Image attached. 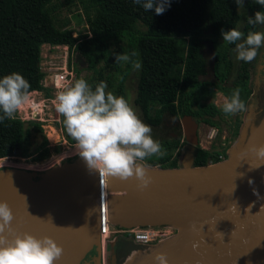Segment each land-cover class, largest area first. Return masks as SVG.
I'll return each mask as SVG.
<instances>
[{
	"label": "water",
	"instance_id": "1",
	"mask_svg": "<svg viewBox=\"0 0 264 264\" xmlns=\"http://www.w3.org/2000/svg\"><path fill=\"white\" fill-rule=\"evenodd\" d=\"M179 121L185 140L179 166L146 165V187L135 177H101L80 156L36 178L32 170L0 167V201L14 216L5 235L50 237L63 249L54 264H78L99 242V196L106 191L111 225L190 230L175 264H264V160L250 151L264 145V116L235 153L201 166L192 165L197 122L189 114Z\"/></svg>",
	"mask_w": 264,
	"mask_h": 264
},
{
	"label": "trees",
	"instance_id": "2",
	"mask_svg": "<svg viewBox=\"0 0 264 264\" xmlns=\"http://www.w3.org/2000/svg\"><path fill=\"white\" fill-rule=\"evenodd\" d=\"M50 1L0 0V78L16 72L28 80L30 91L40 90L42 72L39 61L42 44L65 45L84 63L85 68L95 71V64L99 57L104 55L107 43L112 40L116 49L111 50L108 59H104L105 64L108 61L113 62V56L120 48L117 44L124 38L126 52H137L138 55L134 59L139 60L142 65L136 71L133 103L139 109L143 121L153 126H157L163 118H169L179 127V114L189 113L182 106V95L186 90L198 85H207L206 90L210 91L208 84H214L227 97L229 92L236 89H239L242 95L241 86L243 81L249 78L247 71L250 63L238 60L234 75L230 79V61L222 57L225 51L215 46L214 39L222 37L221 29L227 31L236 28L240 19L243 21L241 31L264 32V25L253 28L247 24L248 17L254 16L256 11H264V6L256 4L254 0H244L242 13L238 11L235 0H169V6L160 15H157L154 9L145 11L133 0H95L96 11L87 22V32L76 35L69 29H58L51 23L44 10V6ZM136 21L143 25V33L137 31ZM178 35L191 38L185 57L178 52ZM205 37L210 39L214 48V80L209 83L200 79L205 71V60L201 53ZM232 46L226 43L222 45L226 51ZM261 51L263 47L259 53ZM220 58L226 60L223 69L217 64ZM179 64H182L181 74H172V69ZM130 67L131 65H126L121 75L117 87L118 96H124L122 77ZM262 67L263 64L259 61L254 77L249 78L248 82L252 94L251 103L257 113L254 123L264 116ZM222 79H227L229 84H222ZM100 81H103V76L97 70L96 78L90 85L93 90ZM151 103L158 105L155 116L149 114ZM202 120L209 123L207 118ZM35 131L40 132V129ZM175 132L177 137L181 135L179 128ZM28 136L29 129L23 120L13 118L0 123V158L10 155L29 156L31 151L28 149ZM161 139L166 155L163 158H151L147 165L161 168L178 167L177 157L172 155L177 141H174L171 134ZM45 144L46 139L42 138L34 149L42 148V153L34 157L35 161L46 157ZM218 160L216 154L212 155L207 150L194 147L193 166ZM69 161L71 159H65L63 163ZM32 172L36 178L41 171ZM116 227L121 228L117 225ZM142 248L144 246L133 238L119 236L115 240L111 256L116 264H121L131 251Z\"/></svg>",
	"mask_w": 264,
	"mask_h": 264
},
{
	"label": "rangeland",
	"instance_id": "3",
	"mask_svg": "<svg viewBox=\"0 0 264 264\" xmlns=\"http://www.w3.org/2000/svg\"><path fill=\"white\" fill-rule=\"evenodd\" d=\"M237 9L240 13L243 12V7ZM44 10L51 23L56 28L69 29L74 35H76L87 32V22L96 11V2L95 0H51L44 6ZM242 23L243 21L240 19L236 28L241 30ZM135 27L139 33L144 32L143 25L138 21L135 22ZM190 39L191 38L188 36H177L178 52L182 57H185L189 49ZM214 41L217 48L221 51H225L222 57L224 56V59L230 61L228 75H230L229 77L231 79L238 62L236 59L235 46L233 45L226 51L222 47V45L225 44L222 37H217ZM117 45L120 47L118 53L122 54L126 52L127 45L124 38H121ZM113 49H116V44L110 40L107 43L104 55L100 56L99 61L95 64L94 71L85 68L84 63L77 59L74 52L68 50L65 45H49L45 43L40 46L39 66L42 72V88L39 91L44 97L53 99V103L49 102L48 107L44 110L42 116L43 120H23L24 125L29 129L27 143L31 154L27 157H21L19 155L4 157L6 161L11 163L8 166H13L16 163L14 165L15 167L40 172L53 166L61 165L65 159H72L79 156L77 151L74 150L76 148L75 141L66 132L63 118L56 111L55 97L57 93L55 92L56 89L53 86L51 79L54 73L59 72L61 67L65 66L67 71L70 72L68 83L83 78L89 85H91L96 78V71L98 70L103 76V81L108 85L106 91H111L115 95H118L117 87L126 65L121 66L116 64L115 56H113V62L108 61V63L105 64L104 59L109 58L110 52ZM213 49L210 39L205 37L202 41L201 48V53L205 60V71L204 74L200 76V79L207 83L214 80L212 74L214 65ZM258 56L248 65L247 74L249 78L254 77L253 74L259 66ZM224 59L220 58L217 62L218 66L222 69L226 66V60ZM181 70L182 64H179L172 69L171 73L179 76ZM136 71L137 70L132 69V67L126 71L122 77V88L124 97L129 101L138 117L143 121L139 109L133 103ZM249 78L245 79L241 86V99L245 101L247 111L231 116L224 114L222 111L223 100L227 96L221 93L214 84H208L210 86V91L206 90L207 85H198L185 91L182 95V106L187 112H189L185 114H189L197 122V144L195 147L207 150L212 155L216 154L219 160L226 159L229 154L236 152L241 142H243V138L246 137L245 133L248 132V128L254 123L253 120L257 116V113L254 110V104L251 103L252 94L248 86ZM221 83L229 84L227 79H222ZM31 93L33 92H30V95ZM232 93L233 92H229L227 98H230ZM157 109L158 105L156 103H151L149 107L150 116H155ZM180 117L181 115L179 114L177 118L179 127H177V125L169 118H163L157 126L150 125L143 121L151 126V135L154 140L161 143V146L164 144L162 143L161 138L168 134H171L172 137H174V141H177V144L172 155L177 157L178 163L184 152L185 145L179 121ZM203 118H207L209 123L204 122L202 120ZM37 128L40 129V132L35 131ZM177 128H179L181 133L179 137H177L175 132ZM42 138L46 139L44 148L47 155L43 159L35 161L34 157L42 153V148H39L38 150L34 149L38 146ZM151 158L155 159L157 157L147 158L142 163L147 165V162ZM208 163L211 162L209 161ZM3 166L4 165H0V167ZM142 229L151 231L147 239L135 241L142 244L144 248L131 251L121 264H156L154 257L157 253H163L170 263L181 251V248L190 233L187 231V234L185 235L186 229L184 227H176L172 225L138 226L111 234L109 240L113 244L115 238L119 236L135 239L134 234ZM106 248H108V246Z\"/></svg>",
	"mask_w": 264,
	"mask_h": 264
},
{
	"label": "clouds",
	"instance_id": "4",
	"mask_svg": "<svg viewBox=\"0 0 264 264\" xmlns=\"http://www.w3.org/2000/svg\"><path fill=\"white\" fill-rule=\"evenodd\" d=\"M145 11L154 9L163 14L169 0H133ZM244 0H235L237 8L243 7ZM264 6V0H254ZM247 24L255 28L264 25V11H256L247 19ZM223 42L235 46L236 59L250 63L264 47V32H245L238 28L221 29ZM137 52L115 53V63L131 65L139 70L141 63L134 59ZM30 83L21 74L13 72L0 78V123L11 120L30 102ZM107 83L100 81L94 90L83 78L65 84L55 97L56 111L62 116L68 135L75 141L78 155L90 170L101 177H118L127 180L135 177L142 186H147V166L142 163L147 158H163L166 151L161 143L154 140L150 125L144 123L123 95L106 91ZM222 111L235 115L247 111L239 89L224 98ZM258 159L264 160V145L253 146ZM14 216L6 201H0V264H54L63 252L50 237L37 238L24 233L11 240L5 235L11 233ZM51 219V218H50ZM219 233V232H217ZM222 234V233H219ZM195 247V245H194ZM156 264H169L163 253L154 257Z\"/></svg>",
	"mask_w": 264,
	"mask_h": 264
},
{
	"label": "built area",
	"instance_id": "5",
	"mask_svg": "<svg viewBox=\"0 0 264 264\" xmlns=\"http://www.w3.org/2000/svg\"><path fill=\"white\" fill-rule=\"evenodd\" d=\"M70 72L67 71L66 67H61L60 71L54 73L52 76V83L56 89V93L62 89V87L69 82L68 76ZM42 86V83H41ZM30 95V102L24 108H22L14 118H18L20 120H35L41 121L43 120L42 116L44 114V110L48 107L49 102L53 103V99L49 97H44L39 90H32ZM106 195L107 192H101L99 196V245L100 248H103L105 244L111 243L109 237L111 234L116 232H122L127 230L128 228H117L116 225H111L107 220V210H106ZM159 226V225H158ZM162 231V230H158ZM151 231L149 230H138L135 234V241L147 239L149 237ZM162 233V232H161Z\"/></svg>",
	"mask_w": 264,
	"mask_h": 264
},
{
	"label": "flooded vegetation",
	"instance_id": "6",
	"mask_svg": "<svg viewBox=\"0 0 264 264\" xmlns=\"http://www.w3.org/2000/svg\"><path fill=\"white\" fill-rule=\"evenodd\" d=\"M264 51V47H263ZM261 51L259 61L261 64H263V67L261 71L264 72V52ZM116 240V238H115ZM114 240V243H115ZM111 243L105 244L103 248H100L99 242L96 245H93L83 256V258L78 262V264H106V256L109 255L110 257V263L109 264H116L114 257L111 256L113 245ZM108 246V248H106Z\"/></svg>",
	"mask_w": 264,
	"mask_h": 264
},
{
	"label": "bare ground",
	"instance_id": "7",
	"mask_svg": "<svg viewBox=\"0 0 264 264\" xmlns=\"http://www.w3.org/2000/svg\"><path fill=\"white\" fill-rule=\"evenodd\" d=\"M86 25V24H85ZM31 92V91H30ZM52 135V134H51ZM51 137H53V136H51ZM74 150H76V148L74 149ZM77 151V150H76ZM11 163H9L8 161H6L5 160V158L3 157V158H0V165H4V166H8V165H10ZM16 164V163H15ZM14 164V165H15ZM13 165V164H12ZM13 165V166H14ZM188 232H190V230H187ZM187 231H186V233H185V235L187 234ZM184 235V236H185ZM189 235H191V232L189 233ZM180 236V235H179ZM187 241H188V238L186 239V241L184 242V244H183V246H182V248H181V252H182V250L184 249L183 247H184V245L187 243ZM181 252H179V253H181ZM179 253L177 254V256L176 257H178V255H179ZM175 257V258H176ZM174 258V259H175ZM174 262V261H173ZM173 262H170L169 264H175V263H173ZM152 263V262H151Z\"/></svg>",
	"mask_w": 264,
	"mask_h": 264
}]
</instances>
